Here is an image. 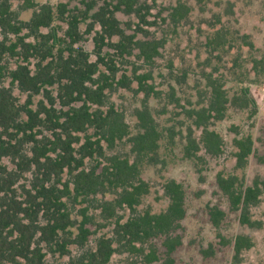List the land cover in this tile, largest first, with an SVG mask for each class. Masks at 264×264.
Listing matches in <instances>:
<instances>
[{
    "label": "rangeland",
    "instance_id": "rangeland-1",
    "mask_svg": "<svg viewBox=\"0 0 264 264\" xmlns=\"http://www.w3.org/2000/svg\"><path fill=\"white\" fill-rule=\"evenodd\" d=\"M10 4L20 21H28L42 5H48L52 10L53 20L48 27H40L39 31L44 34L54 32L55 38L63 41V47L69 40L65 34L67 21L76 16L80 38L74 47L87 52L88 61L95 62L99 71L110 74L105 63L113 65L116 85L112 91L105 89L107 102L100 108L104 113L111 108L121 116L128 135L116 139L111 145L102 140L100 143L106 156L116 155L129 162L134 160L135 154L131 151L129 137L139 130L136 113L143 107L149 111L161 136L156 162L145 161L140 165L139 177L147 183L148 192L141 196L135 211L159 213L165 210L169 200L164 193V184L173 179L183 185L186 214L175 231L181 238V245L172 253L173 264H232V242L237 234L248 235L254 241L251 248L241 252L240 264H264V188L258 203L250 208L251 218L261 221V227L250 228L239 223L238 212L229 209L226 196L216 184L218 173L241 176L245 185H251L255 178L264 183V0H132L130 12L123 0H10ZM104 4L114 10L124 33L131 35L133 41L156 42L157 53L150 60L145 59L136 46H133L130 53L123 54L113 49L109 42H117L118 35L104 39L105 45L101 49L100 58L97 57L94 36L100 31V25L90 16ZM179 5H183L187 12L175 20L172 13ZM27 33L23 29L19 35ZM1 37L0 33V39ZM222 37L223 41L214 43L213 39L219 40ZM7 38L13 41L16 36L8 34ZM24 40L35 41L33 35L26 36ZM248 42L251 45H247ZM38 60L36 55L28 58L32 70ZM255 60H260L262 64L258 65ZM46 61L47 59L42 64ZM18 63H22L20 57L8 54L3 57L0 61V84L12 88L17 106L38 112L37 118L47 123L41 109L42 105L48 106L46 92L43 89L39 93L21 91L9 81L8 70L14 69ZM97 75L98 72L93 78ZM121 79L128 83L127 87L117 83ZM208 79L220 81L229 98L239 95L242 89L247 88L252 102L245 108L228 103L220 120L211 119L209 128L222 137V152L212 156L201 149L197 153L200 159L193 161L183 154V136L190 125L197 139L200 130L192 125L187 112L193 108L208 106L211 99ZM139 80L152 91L146 93L141 89ZM56 88L57 85L54 84L46 86L45 90L55 98ZM79 104L77 102L73 106ZM53 107L61 108L57 100ZM91 107L96 108V105L92 104ZM62 109L66 110L67 107ZM27 120L26 111H21L19 122ZM9 131L16 138L23 135L14 128ZM26 132L35 135L37 139L52 138L51 131L43 124L33 125L32 130ZM72 134L79 138L72 143L74 149L79 148L85 138L93 140L97 137L92 127H88L85 132ZM247 135L252 139V153L246 158L244 167L238 168L234 156L237 150L234 139ZM2 138L14 142L7 135ZM32 145L33 142L23 141L21 151L28 157L32 155ZM73 155L79 157L76 152ZM16 160L11 155H0V165L7 171L17 170ZM106 163V159L97 156L86 157L83 165L76 170L69 172L65 168L60 183L57 180L45 183L46 186L54 184L56 188H63V183L67 184L72 196H64L63 200L66 201L75 223L70 228V237L74 238L78 234L77 226L82 221L86 222L89 235L84 245L70 244V253L66 255L51 252L41 242V250L45 252L44 264H66L70 258L94 249L99 237H113L116 219L123 222L130 217L131 211L127 207H115L114 215L108 218L107 213L102 212L101 203L113 200L119 188L115 192L74 197L72 173L94 168L95 172H99ZM35 173V167L31 164L30 169L24 171L14 184L19 200L25 198L26 189L32 190ZM208 206H217L225 213L218 228L209 220ZM23 221L26 222L25 219ZM37 222L44 223L40 214ZM162 239L163 237H158L151 240L158 248L159 259L149 264H165ZM210 247L211 252L208 249ZM207 249L208 252L204 254L203 251ZM147 250L146 248L145 252ZM133 258L138 260L137 264H146L141 256L119 251L113 253L106 264H127Z\"/></svg>",
    "mask_w": 264,
    "mask_h": 264
},
{
    "label": "trees",
    "instance_id": "trees-1",
    "mask_svg": "<svg viewBox=\"0 0 264 264\" xmlns=\"http://www.w3.org/2000/svg\"><path fill=\"white\" fill-rule=\"evenodd\" d=\"M127 11L132 9V0H123ZM114 8H117L114 6ZM90 9V8H89ZM187 9L179 5L172 13L175 20L183 17ZM100 25V31L94 36L95 53L100 58V52L105 45L104 39L118 35L117 42L110 46L120 54L130 53L133 46L139 48L145 59H151L157 53V44L154 41H133L131 35L124 33L119 21L114 15V10L107 5L100 6L91 16ZM53 20L52 10L48 5H42L40 10L34 12L28 21H20L16 13L11 10L10 0H0V61L5 55L21 58L14 69L8 70V78L12 84H16L21 91L39 93L40 89L46 92L48 106L42 105L45 114L44 121L37 118L38 112L30 108L17 106L12 94V88L0 84V155L16 157L17 170L7 171L0 165V264H44L45 252L41 250L43 242L48 249L59 255L69 254L70 244L84 245L88 239L89 230L86 222L79 223L78 234L70 237L71 227L75 225L70 216L68 205L64 196H72L67 184L63 188H56L54 184L46 186L50 180L60 183L63 170L69 172L83 165L86 157H99L106 159L99 172L80 169L73 175L75 192L74 197L94 193H108L117 191L113 200L101 203L102 212L107 217L114 215L115 207H127L131 211L130 217L120 222H114L113 237L101 236L96 240L94 249H89L75 258H70L66 264H106L111 255L117 251L129 252L141 256L144 263L149 264L159 259L158 248L152 239L163 237L165 264H173L172 253L181 245V238L175 231L180 227L181 220L185 217V190L180 182L168 180L163 188L168 197V205L159 213H151L144 210L136 212L135 207L140 203V198L148 192L147 183L139 177V168L142 162H156L157 149L160 134L156 130V124L146 107L138 110L136 115L139 119V130L129 137L131 151L135 154L132 162L116 155L106 156L102 144L104 140L112 144L116 139H122L128 135L127 126L121 116L109 108L105 113L100 107L107 102L105 89L112 91L116 85L114 80L115 69L113 65L105 63L110 74L99 71L95 62L88 61V53L74 44L80 38L77 30L76 16L68 21L65 31L69 40L63 47L55 33H41L40 27H48ZM25 29L28 33L24 36L19 34ZM30 33V34H29ZM8 34L16 36L11 41ZM33 35L34 42H26L24 39ZM51 39V42H50ZM215 44L224 38L213 39ZM247 45H251L248 42ZM36 55L39 60L35 62L32 70L28 64V58ZM50 58V59H48ZM47 61L42 64L44 60ZM111 61V60H110ZM255 63L262 64L260 60ZM263 68H264V64ZM98 72L96 78L93 75ZM123 80V81H122ZM117 82L127 87L124 79ZM211 87V99L207 107L190 109L187 113L192 120V125L200 130L198 139L193 135L192 126H188L183 136V154L186 158L197 161L200 157L197 153L204 149L206 153L216 156L222 152V137L213 129L209 128L210 122L220 120L225 113L227 104L245 108L252 99L248 89L244 88L239 95L229 98L220 81L208 79ZM90 83V84H89ZM140 87L146 93L152 91L146 84L139 80ZM56 84L57 94L54 97L45 90L46 86ZM93 86V87H92ZM56 100L61 108L53 106ZM79 102L78 106H73ZM96 105L92 108L91 105ZM67 107L66 110L62 108ZM21 111H26L28 120L19 122ZM43 124L51 131L52 138L37 139L35 135L27 133L33 125ZM92 127L97 133L96 139L85 138L79 148L74 149L72 143L79 140L72 133L85 132ZM16 129L23 133L21 138L12 136L9 129ZM3 135L9 136L14 142L5 140ZM23 141L33 142L32 155L26 156L21 147ZM237 150L234 153L236 166L244 167L246 158L252 153L251 136H241L234 139ZM59 150V151H58ZM79 154L75 157L73 153ZM53 153V155H52ZM31 164L35 171L32 181V190L26 189L25 198L19 200L16 196L14 184L22 173L29 170ZM216 184L219 190L226 196L229 209L238 212V221L241 225L250 228L261 227V221L251 218L250 208L255 206L264 188V183L258 178L251 185H245L244 178L236 174H217ZM65 189V190H64ZM67 191V192H66ZM44 223L37 222L38 216ZM207 214L211 224L218 228L224 218V211L217 206H208ZM25 219L26 222L23 220ZM219 235V234H218ZM221 240L223 236L219 235ZM116 244V246H114ZM253 239L244 234H237L233 238L232 264H240L241 252L253 246ZM148 249L145 252V249ZM211 252V247L208 248ZM204 250V254L208 252ZM136 258L127 264H137Z\"/></svg>",
    "mask_w": 264,
    "mask_h": 264
}]
</instances>
